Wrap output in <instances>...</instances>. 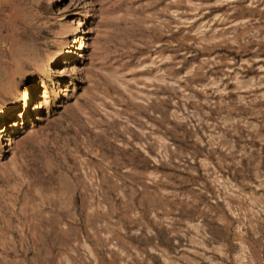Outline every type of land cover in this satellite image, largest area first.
<instances>
[{"label":"rangeland","instance_id":"obj_1","mask_svg":"<svg viewBox=\"0 0 264 264\" xmlns=\"http://www.w3.org/2000/svg\"><path fill=\"white\" fill-rule=\"evenodd\" d=\"M0 264H264V0H0Z\"/></svg>","mask_w":264,"mask_h":264}]
</instances>
